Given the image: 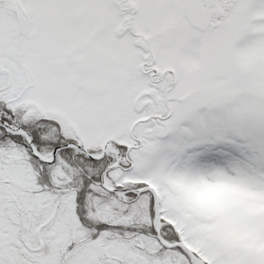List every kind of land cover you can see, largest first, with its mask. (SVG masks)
<instances>
[{
    "label": "snow or ice",
    "instance_id": "6c2138e0",
    "mask_svg": "<svg viewBox=\"0 0 264 264\" xmlns=\"http://www.w3.org/2000/svg\"><path fill=\"white\" fill-rule=\"evenodd\" d=\"M0 264H264V0H0Z\"/></svg>",
    "mask_w": 264,
    "mask_h": 264
}]
</instances>
